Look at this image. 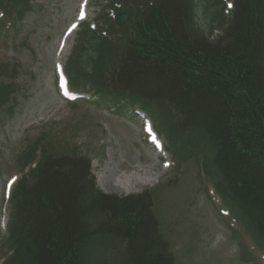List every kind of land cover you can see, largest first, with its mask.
<instances>
[{
    "label": "trees",
    "instance_id": "1",
    "mask_svg": "<svg viewBox=\"0 0 264 264\" xmlns=\"http://www.w3.org/2000/svg\"><path fill=\"white\" fill-rule=\"evenodd\" d=\"M104 1L94 26L75 33L69 87L146 115L174 168L197 164L264 255V0H231L228 13L226 0ZM30 9V0H0L1 23ZM17 89L0 83V113ZM41 144L18 156L24 174L10 194L0 264H89L97 249L98 264H175L151 190L104 193L86 156Z\"/></svg>",
    "mask_w": 264,
    "mask_h": 264
},
{
    "label": "rangeland",
    "instance_id": "2",
    "mask_svg": "<svg viewBox=\"0 0 264 264\" xmlns=\"http://www.w3.org/2000/svg\"><path fill=\"white\" fill-rule=\"evenodd\" d=\"M226 1L224 13L231 5ZM30 3L21 21L0 20V83L14 81L19 87L0 113V239L10 194L24 174L18 156L41 139L42 146L51 145L58 153L86 156L104 193L127 196L151 190L153 211L175 264H256L240 257L238 244L255 251L251 241L239 221L227 215L197 164L187 162L176 170L142 113L117 110L87 91L66 89L60 66H65L79 25L94 24L105 1ZM97 252L90 263L98 264ZM254 257L264 264L262 253L255 251Z\"/></svg>",
    "mask_w": 264,
    "mask_h": 264
},
{
    "label": "water",
    "instance_id": "3",
    "mask_svg": "<svg viewBox=\"0 0 264 264\" xmlns=\"http://www.w3.org/2000/svg\"><path fill=\"white\" fill-rule=\"evenodd\" d=\"M127 21V16L126 14H123V13H118L115 17V23L118 25V26H124V24L126 23Z\"/></svg>",
    "mask_w": 264,
    "mask_h": 264
},
{
    "label": "bare ground",
    "instance_id": "4",
    "mask_svg": "<svg viewBox=\"0 0 264 264\" xmlns=\"http://www.w3.org/2000/svg\"><path fill=\"white\" fill-rule=\"evenodd\" d=\"M72 30H73V28H71V29L69 30V33H71V32H72Z\"/></svg>",
    "mask_w": 264,
    "mask_h": 264
},
{
    "label": "snow or ice",
    "instance_id": "5",
    "mask_svg": "<svg viewBox=\"0 0 264 264\" xmlns=\"http://www.w3.org/2000/svg\"><path fill=\"white\" fill-rule=\"evenodd\" d=\"M229 7H231V5H229Z\"/></svg>",
    "mask_w": 264,
    "mask_h": 264
}]
</instances>
